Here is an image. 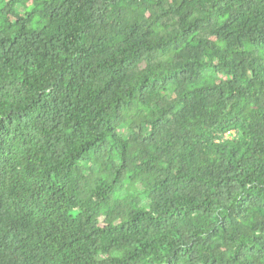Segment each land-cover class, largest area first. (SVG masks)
Returning <instances> with one entry per match:
<instances>
[{"label": "trees", "instance_id": "16d2710c", "mask_svg": "<svg viewBox=\"0 0 264 264\" xmlns=\"http://www.w3.org/2000/svg\"><path fill=\"white\" fill-rule=\"evenodd\" d=\"M259 52L264 0H0V264H264Z\"/></svg>", "mask_w": 264, "mask_h": 264}, {"label": "rangeland", "instance_id": "374dc122", "mask_svg": "<svg viewBox=\"0 0 264 264\" xmlns=\"http://www.w3.org/2000/svg\"><path fill=\"white\" fill-rule=\"evenodd\" d=\"M21 11V10H20ZM259 55H261L263 57V60H264V55H262V52H259Z\"/></svg>", "mask_w": 264, "mask_h": 264}]
</instances>
